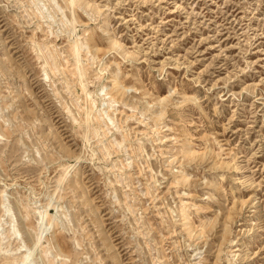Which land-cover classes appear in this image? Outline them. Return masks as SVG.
<instances>
[{
	"label": "rangeland",
	"instance_id": "374dc122",
	"mask_svg": "<svg viewBox=\"0 0 264 264\" xmlns=\"http://www.w3.org/2000/svg\"><path fill=\"white\" fill-rule=\"evenodd\" d=\"M62 1L0 0V264H264V0Z\"/></svg>",
	"mask_w": 264,
	"mask_h": 264
},
{
	"label": "bare ground",
	"instance_id": "6f19581e",
	"mask_svg": "<svg viewBox=\"0 0 264 264\" xmlns=\"http://www.w3.org/2000/svg\"><path fill=\"white\" fill-rule=\"evenodd\" d=\"M62 1V0H61ZM57 2V1H56ZM62 2H65L64 4H65V6L66 7H72V6H70V5H72L73 4V0H64V1H62ZM59 5V4H58ZM43 15V14H42ZM36 16V15H35ZM48 23H49V21H48ZM39 25V24H38ZM42 28V27H41ZM73 31V30H72ZM88 40V39H87ZM81 42V41H80ZM83 43H84V41H83ZM95 43V42H94ZM94 43H93V45H94ZM85 44H87L86 42H85ZM93 45H90V44H88L87 46H89V47H91V50H93V49H96L95 48V46H93ZM53 46V45H52ZM51 46V47H52ZM92 46H93V49H92ZM80 49H82L81 48V45L80 44H78V41L76 40V39H74L73 40V42H72V44L70 45V47H69V51H70V53L72 54V56H73V58H74V61L75 62H78L79 61V55H80ZM54 51V50H53ZM50 52H52V51H50ZM60 53V52H59ZM89 53V52H88ZM92 53H94V52H92ZM53 56V55H52ZM53 58H54V56H53ZM94 57H92V59H93ZM48 60H49V58H48ZM50 63V62H49ZM76 65H78V63H76ZM81 65H82V62H81ZM77 67V66H76ZM78 69V73H79V75L81 76L82 74H84L83 73V71L81 70V68L80 67H78L77 68ZM78 75V74H77ZM104 90V89H103ZM126 92H127V90H126V87L123 85V83H121V81L118 79V78H114V81H113V84L111 85V87H110V90H109V93H110V96H112V98H114L115 100H118V101H124V103L125 104H129V106H132V94H130V95H126ZM97 95V94H96ZM107 95V94H106ZM109 100H110V98H109ZM90 101H92V100H90ZM106 101V100H105ZM92 102H94V101H92ZM111 102V101H110ZM92 104V103H91ZM99 106V105H98ZM92 107V106H91ZM81 108V107H80ZM86 111V110H85ZM106 111V110H105ZM91 112V108L89 109V111H86L85 112V120L86 121H88V119H89V113ZM96 113V112H95ZM95 115V114H94ZM101 115V114H100ZM75 116H76V114H75ZM75 118V117H74ZM95 118H97V117H95ZM89 121H90V119H89ZM99 121V120H98ZM105 121V120H104ZM77 122V121H76ZM79 122V121H78ZM86 127V126H85ZM95 128H96V126H94ZM91 128L93 129V127L91 126ZM95 128L93 129V131L95 130ZM90 130V129H89ZM88 130V131H89ZM97 130H98V128H97ZM96 132H98V131H96ZM97 134V133H96ZM182 178L183 179H185L186 177H185V175H183L182 176ZM176 180H178V178L176 179ZM33 193V192H32ZM8 194V193H7ZM6 200V199H5ZM4 202V201H3ZM6 205H7V203H6ZM5 205V206H6ZM9 209V208H8ZM19 211V210H18ZM28 211V210H27ZM36 211H37V209H36ZM40 213V212H39ZM226 218H229V216L226 214V216H225ZM20 218V217H19ZM19 218H18V220H19ZM26 218V217H25ZM181 218L183 219V221L182 222H186L187 221V215H186V213H183L182 214V216H181ZM21 219H22V217H21ZM25 221V220H24ZM24 223V222H23ZM20 224V223H19ZM56 224V223H55ZM223 224H224V221H223ZM24 225V224H23ZM56 226V225H55ZM23 228L22 229H24V227L25 226H22ZM26 227H28V226H26ZM190 227V225H188V228ZM203 227V226H202ZM222 227V226H221ZM191 228V227H190ZM14 229V232L17 230V229H15V228H13ZM22 229L20 228V230L22 231ZM223 231H224V228L222 229ZM221 230V231H222ZM192 231V230H191ZM27 231H25L24 233H26ZM216 232V231H215ZM17 234H18V232H16ZM28 233V232H27ZM53 233V232H52ZM221 233V232H220ZM29 234V233H28ZM222 234H224V232H222ZM18 235H20V234H18ZM41 235H42V229L39 231V234H37L36 235V241L34 242V244L35 243H37L38 241H39V239L41 238ZM22 236V235H21ZM28 236L30 237V235H27V238H28ZM223 236V235H222ZM22 238V237H21ZM52 238V237H51ZM52 239H54V238H52ZM26 240V239H25ZM31 239H29V241H30ZM33 240V239H32ZM20 241V240H19ZM189 241V240H188ZM22 242V241H21ZM185 242V241H184ZM205 242V241H204ZM32 243V242H31ZM39 243V242H38ZM50 244V243H49ZM56 244V243H55ZM185 244H187V245H193V246H196L197 247V249L200 247L199 245H198V241L196 242V243H192V241H189L188 243H185ZM22 245H26V243L24 242ZM28 245V244H27ZM31 246V245H30ZM51 246V245H50ZM52 247V246H51ZM17 248L19 249V250H21V244H20V242H19V244H17ZM3 249V248H2ZM55 249H56V247H55ZM60 249H61V247H60ZM56 251V250H55ZM57 253H58V250L56 251ZM53 253H55V252H53ZM59 253H62V252H60V250H59ZM63 254V253H62ZM29 255L28 254H25V253H23L22 255H21V260L19 261L20 263L19 264H26V260H27V258H29L28 257ZM41 261V260H40ZM13 263H15V261L13 262ZM43 263V262H42Z\"/></svg>",
	"mask_w": 264,
	"mask_h": 264
}]
</instances>
